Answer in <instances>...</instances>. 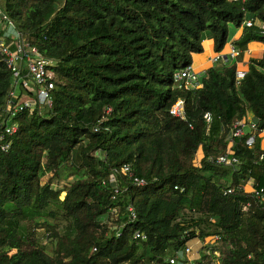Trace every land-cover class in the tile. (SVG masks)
<instances>
[{
    "label": "trees",
    "instance_id": "1",
    "mask_svg": "<svg viewBox=\"0 0 264 264\" xmlns=\"http://www.w3.org/2000/svg\"><path fill=\"white\" fill-rule=\"evenodd\" d=\"M0 9L56 72L52 106L19 114L0 153V264H169L188 240L214 235L194 264H264V207L223 192L264 186V140L231 136L236 120L264 129V51L250 54L238 83L236 63L221 59L200 88L175 85L206 41L224 48L228 23L243 27L235 48L264 44V0H0ZM10 83L0 56V105ZM179 98L184 118L169 113ZM226 151L235 165L209 159ZM123 164L146 183L132 184ZM113 172L126 190L114 192Z\"/></svg>",
    "mask_w": 264,
    "mask_h": 264
},
{
    "label": "built area",
    "instance_id": "2",
    "mask_svg": "<svg viewBox=\"0 0 264 264\" xmlns=\"http://www.w3.org/2000/svg\"><path fill=\"white\" fill-rule=\"evenodd\" d=\"M243 24L251 26L252 20L246 19ZM244 50L230 46L227 54L231 59H238L242 56ZM0 56L4 61L7 69L11 74V83L7 91L4 102L0 105V153L7 152L12 143V136L18 129V122L15 118L25 111L33 109L50 108L53 103L52 91L55 87L56 72L54 70L55 61L53 58L47 57L40 50L26 40L24 34L18 29L15 22L8 17L0 9ZM221 54L214 58V61L221 60ZM225 60V61H226ZM236 65V82L238 83L247 71V60L234 61ZM205 71V70H204ZM204 71L195 70L191 64L187 65L175 75V85L178 87L184 86L186 89H197L202 86L201 78ZM169 113L173 116L184 118V100L179 98L169 108ZM205 122V130L208 133L210 130L211 117L208 113L203 116ZM247 128V129H246ZM248 134L246 144L252 146L255 143L256 137L260 136L264 140V129L258 128L254 121L250 119L236 120L231 128L232 137H240ZM210 160H215L216 163L224 166H233L237 163V158L230 155L229 151L220 154ZM120 172L126 176L134 185L142 186L146 183L144 178L136 176L128 164H123ZM109 182L112 185L114 192L126 190L127 187L119 186V177L117 172H113L109 177ZM176 188V186H175ZM235 190L246 192L254 204L264 207V186H252L251 181L246 184H238L235 188L227 187L223 190L224 194H231ZM251 205V200L244 204L243 209ZM127 220L133 222L137 218V213L134 206L128 203L125 207ZM119 214V208L112 207L109 209L103 221L112 224ZM121 226H112L116 235H119ZM188 234V231H185ZM135 238L145 239L144 233L136 230L133 233ZM219 239V235H214L213 239H202L194 237L188 240L185 245L177 249L173 255L166 260L169 264H194V259L200 256V252L205 249L208 253L210 245ZM210 242V243H209ZM215 255H219L215 251ZM127 264V263H124Z\"/></svg>",
    "mask_w": 264,
    "mask_h": 264
},
{
    "label": "crops",
    "instance_id": "3",
    "mask_svg": "<svg viewBox=\"0 0 264 264\" xmlns=\"http://www.w3.org/2000/svg\"><path fill=\"white\" fill-rule=\"evenodd\" d=\"M227 29H228L227 41L224 48L220 52L215 53L213 51L211 43L209 41L205 42V49L202 52L195 55V60L191 64L195 70L204 71L208 66L214 65L216 62L219 61V60L214 61V58L219 54H221L223 61L226 60L225 55L227 54L228 49L230 48V46H233V41L239 38V36L242 33L243 27L242 26L236 27L233 23H228ZM262 51H264V44L262 42L250 41L246 45V48L244 49L242 56H240L237 60L236 59L234 60L238 61V63H242L240 62V60L248 61V57L250 56V54L254 52L261 53Z\"/></svg>",
    "mask_w": 264,
    "mask_h": 264
},
{
    "label": "rangeland",
    "instance_id": "4",
    "mask_svg": "<svg viewBox=\"0 0 264 264\" xmlns=\"http://www.w3.org/2000/svg\"><path fill=\"white\" fill-rule=\"evenodd\" d=\"M224 61H225V60H224ZM234 61H235L234 59H231V57L228 56V60L226 61V63H227V64H232V63H235ZM215 64H216V63H215ZM246 129H247V128H246ZM71 178H73V177H72V176L69 177L68 180L71 179ZM65 181H66V180H65ZM62 182H63V181H62ZM61 185H62V184H59V185H53V186L60 187ZM63 195H64V192H62L60 196L63 197ZM37 234H38V236L40 237V240H41V242H42L43 244H46V245H48V246H52L51 243H50V238H49V236H48V233H47L45 230H43L42 227H39V228H38Z\"/></svg>",
    "mask_w": 264,
    "mask_h": 264
}]
</instances>
